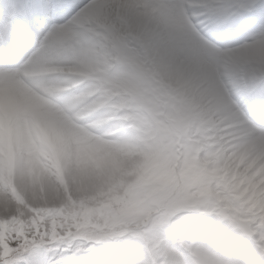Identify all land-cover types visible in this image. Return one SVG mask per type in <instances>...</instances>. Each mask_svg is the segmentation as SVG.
<instances>
[{"label": "clouds", "instance_id": "9594fccd", "mask_svg": "<svg viewBox=\"0 0 264 264\" xmlns=\"http://www.w3.org/2000/svg\"><path fill=\"white\" fill-rule=\"evenodd\" d=\"M114 3L91 36L0 53L9 257L264 264L260 6L193 49L169 41L178 0Z\"/></svg>", "mask_w": 264, "mask_h": 264}, {"label": "snow or ice", "instance_id": "6c2138e0", "mask_svg": "<svg viewBox=\"0 0 264 264\" xmlns=\"http://www.w3.org/2000/svg\"><path fill=\"white\" fill-rule=\"evenodd\" d=\"M264 16V0H244L238 9L228 0H178V13L169 41L193 49L209 32L218 34L228 22L246 27L247 14L258 9ZM115 7L114 0H0V53L8 59L19 58L33 49L46 46L58 38L93 35L100 26L102 14ZM154 38V37H153ZM140 39H147L140 37ZM0 264H46L38 247L26 258Z\"/></svg>", "mask_w": 264, "mask_h": 264}, {"label": "rangeland", "instance_id": "374dc122", "mask_svg": "<svg viewBox=\"0 0 264 264\" xmlns=\"http://www.w3.org/2000/svg\"><path fill=\"white\" fill-rule=\"evenodd\" d=\"M149 0H138L135 1L134 3L139 4V5H147ZM108 13L109 11H106L105 13L102 14V19H101V24L106 22V19L108 18ZM100 24V25H101ZM7 233L0 230V257H8V261H12V258L9 257V253L11 249L8 247L7 244Z\"/></svg>", "mask_w": 264, "mask_h": 264}, {"label": "bare ground", "instance_id": "6f19581e", "mask_svg": "<svg viewBox=\"0 0 264 264\" xmlns=\"http://www.w3.org/2000/svg\"><path fill=\"white\" fill-rule=\"evenodd\" d=\"M135 1H138V0H131V2H133V3H134ZM147 3H149V1H148ZM8 4H9V0L6 1V4H5V5L7 6ZM108 11H110V10H108ZM100 24H101V23H100Z\"/></svg>", "mask_w": 264, "mask_h": 264}]
</instances>
